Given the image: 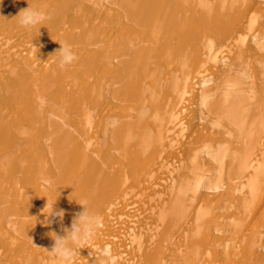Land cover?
I'll list each match as a JSON object with an SVG mask.
<instances>
[{
	"label": "bare ground",
	"instance_id": "obj_1",
	"mask_svg": "<svg viewBox=\"0 0 264 264\" xmlns=\"http://www.w3.org/2000/svg\"><path fill=\"white\" fill-rule=\"evenodd\" d=\"M0 264H264V0H0Z\"/></svg>",
	"mask_w": 264,
	"mask_h": 264
},
{
	"label": "clouds",
	"instance_id": "obj_2",
	"mask_svg": "<svg viewBox=\"0 0 264 264\" xmlns=\"http://www.w3.org/2000/svg\"><path fill=\"white\" fill-rule=\"evenodd\" d=\"M18 25L25 29H34L41 25L46 19L45 12L39 7L29 6L18 14ZM61 48L55 52L58 53V63L61 67L71 65L76 60V53L73 47L67 43H60ZM84 210L72 223L71 229L67 230L64 236L56 235L55 244L50 251L59 261L70 262L76 253L82 248V245L95 236L98 227V218L85 204ZM50 215L63 217L62 211H55L54 208Z\"/></svg>",
	"mask_w": 264,
	"mask_h": 264
}]
</instances>
